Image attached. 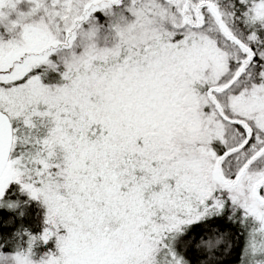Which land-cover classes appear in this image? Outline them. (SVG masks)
<instances>
[{"label": "snow or ice", "instance_id": "snow-or-ice-1", "mask_svg": "<svg viewBox=\"0 0 264 264\" xmlns=\"http://www.w3.org/2000/svg\"><path fill=\"white\" fill-rule=\"evenodd\" d=\"M0 264H264V0H0Z\"/></svg>", "mask_w": 264, "mask_h": 264}]
</instances>
